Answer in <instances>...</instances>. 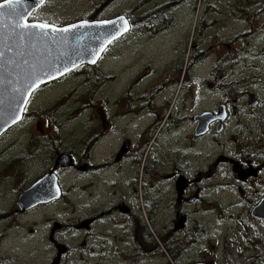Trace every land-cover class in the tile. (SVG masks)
<instances>
[{
	"label": "rangeland",
	"instance_id": "rangeland-1",
	"mask_svg": "<svg viewBox=\"0 0 264 264\" xmlns=\"http://www.w3.org/2000/svg\"><path fill=\"white\" fill-rule=\"evenodd\" d=\"M259 1L264 0H193L178 4L176 0H53L52 9L59 14L54 16V22L82 20L88 13H98L101 18L128 14L136 27L132 29L131 25V31L123 35L126 38L108 49L90 71L80 69L44 87L32 98L23 122L13 128V133L9 130L0 138V209L8 210L11 201L12 157L14 207L20 191L53 165L52 154L75 153L87 132L105 134L95 153L110 155L123 131L98 132L97 127L105 124L100 123V115L106 123L117 115L116 123L119 114L116 101L130 85H135L133 92L137 94L143 89L166 85L174 74L167 73L170 68L182 65L184 69L192 56L195 63L201 62L199 68L211 74L220 76L224 71L211 68L228 66L236 77L248 80L249 92L264 94V6H255ZM240 4L250 7L243 12ZM163 7L167 18L158 27L162 31L154 33L157 28L148 21V15ZM198 27L201 30L196 33ZM138 77L143 79L136 82ZM196 80L192 87L194 100L205 99L201 105L211 108L217 100L213 99L214 90L201 87ZM125 118L117 124L121 125ZM109 141L113 142L112 147ZM176 154H162V164L156 167L162 173L173 172L174 166L169 168V163ZM113 172L116 173V168ZM78 174L69 171L65 175L68 200L55 206L58 211L42 208L23 216L13 214V221L38 223L17 225L25 232L32 231V235L14 236L13 244L23 246L19 249L22 254L13 253L19 262L47 264L50 260L46 223L55 220L72 225L77 218L92 215L97 207L99 211H109L110 173ZM17 184L19 191L15 190ZM146 193L141 191L144 199ZM77 195L82 197L81 208ZM93 195L98 199L91 202L89 198ZM239 196L232 190L211 191L203 200L188 206V221L176 229L177 225H172L175 214L167 204L172 198L163 194L160 210L137 213L140 225H110L109 217L105 223L100 221L93 230L97 237L87 240L82 258L78 247L84 238L68 236L62 229L57 239L73 248L63 264H264V225H253L242 207L246 199H253ZM117 217L120 218L114 216ZM182 231L186 236L181 235ZM93 242L94 255L90 251ZM166 243L172 245L171 252ZM36 248L39 250L34 254Z\"/></svg>",
	"mask_w": 264,
	"mask_h": 264
},
{
	"label": "flooded vegetation",
	"instance_id": "flooded-vegetation-1",
	"mask_svg": "<svg viewBox=\"0 0 264 264\" xmlns=\"http://www.w3.org/2000/svg\"><path fill=\"white\" fill-rule=\"evenodd\" d=\"M35 1L39 2V0ZM40 1V6L30 12L28 22L64 27L83 20L98 22L115 18V16L101 18L98 13H88L82 20L54 22V16L58 17L59 14L57 10L52 9L53 0ZM98 5L100 6L101 3ZM121 15L125 16L130 24V16ZM162 21L158 18L154 22L153 26L157 28L154 33L162 31L158 28ZM200 30L198 27L196 33ZM124 38L126 37L122 36L111 42L103 55ZM200 64L201 62L195 63L192 56L184 69L182 65L170 68L167 73L170 75L173 72L174 74L166 82L167 86L160 84L152 90L143 89L137 94L133 92L135 85L132 84L131 88L119 95L120 98L116 101L119 109L117 122L126 117L121 122L122 124L118 125L114 122L117 115L109 123H106L103 115H100V123L104 121L105 124L104 127L102 125L97 127L98 132L106 129L110 134H119L116 132L118 130L123 131V135L119 134L118 145L110 155L104 157L95 153L100 140L105 137V134L99 135L96 131L86 133L75 148V153L59 151L52 154L53 165L47 167L27 188L45 176L51 175L60 191L55 199L47 202H43L44 198L39 201L33 200L37 202L28 208L22 206L23 204L20 205L17 199L13 207L12 157L10 163L11 201L8 210L3 212L0 209V264H27L19 262L13 255V253L19 255L23 252L19 250L23 246L13 244L14 236L16 234L27 236L28 233L32 235V231L25 232L24 229H18V227L38 223L13 221V214L23 216L42 208L58 211V207L55 206L60 203L65 204L68 200L63 180L69 171L79 173L78 175H96V173L105 172L109 175L110 173L111 190L107 197L109 211H99L97 207L92 215L79 217L72 225L62 221L58 223L55 220L46 223V234L50 242L48 244L52 252L47 264H53L55 261L57 264H63L66 257L73 251L70 244L65 245L57 239L60 230L63 229L68 236L84 238L78 247L82 258L86 254L83 248L86 247L87 240H94L97 237L93 230L100 221L105 223V218L109 217L111 218L110 225H140L141 218L137 213L142 211L154 213L160 210L163 194L166 193L170 195V199L172 198L167 202L170 211L175 214L172 225H177L179 217L185 216L188 221L189 217L186 214L188 206L203 200V196L209 195L211 191L221 190L227 192L232 190L243 198H252L253 201L246 199L242 202V207L253 225H264V220L251 215L253 208L264 200V94L249 92L246 88L248 80L236 77V72L228 71L230 70L228 66L211 68V70L216 68V71H224L219 76L217 73L211 74L209 70L199 68ZM92 68L87 65L81 66L35 90L26 105L20 123L23 122L32 98L43 91L44 87L71 76L80 69L90 71ZM142 79L138 77L136 82ZM194 79H197L196 82H199L201 87L214 90L213 99L217 100L211 108L210 105H201L205 99L194 100L192 88ZM202 95L203 93L198 98ZM110 96L112 98V89ZM147 119H149L148 124L145 123ZM17 125L10 128L12 133ZM130 127L135 129L128 130ZM112 143L109 141L108 145L112 147ZM164 146L166 147L163 148ZM172 152L177 153L169 163V168L173 165L174 170L162 173L156 166L162 164V154H172ZM62 155L69 156V166L64 167L56 163ZM114 168H116V173L113 172ZM17 189L19 191L18 184L15 190ZM25 189L20 191L19 196ZM141 191H147L146 199L143 198ZM178 193H182L180 197L177 196ZM81 199L82 197L77 195L76 200L80 208L82 207ZM97 199L98 197L94 195L89 198L91 202ZM138 200L140 205L137 203ZM116 215L120 218L115 219ZM142 229L146 233L145 225ZM181 235L186 236L184 231ZM91 247L90 251L94 255V242ZM87 248L89 249L90 245ZM61 249L64 250L63 253L60 252ZM38 250L36 248L34 254Z\"/></svg>",
	"mask_w": 264,
	"mask_h": 264
},
{
	"label": "water",
	"instance_id": "water-1",
	"mask_svg": "<svg viewBox=\"0 0 264 264\" xmlns=\"http://www.w3.org/2000/svg\"><path fill=\"white\" fill-rule=\"evenodd\" d=\"M39 2L24 0L19 6L24 13L19 20L21 25L37 24L27 18L40 6ZM125 21L124 17H117L64 27L49 25L45 35L39 29L15 28L17 19L5 16L0 22V136L21 121L24 108L38 87L81 66H94L107 46L129 31L128 22L127 30L124 28ZM68 160V156L62 155L56 163L65 167L70 164ZM56 184L51 175L45 176L20 195L19 204L28 208L37 202L33 200L44 198L43 202H47L57 198L60 191ZM252 216L264 220V200L253 209ZM178 222L181 225L185 217Z\"/></svg>",
	"mask_w": 264,
	"mask_h": 264
},
{
	"label": "snow or ice",
	"instance_id": "snow-or-ice-1",
	"mask_svg": "<svg viewBox=\"0 0 264 264\" xmlns=\"http://www.w3.org/2000/svg\"><path fill=\"white\" fill-rule=\"evenodd\" d=\"M24 4V0H2L0 2V22H2L5 16L15 17L17 19L15 28L24 29H39L45 35H47V30L49 29V25L45 23H37V24H29L25 22L23 25L20 24L19 20L22 18L24 13L19 10V6ZM124 28L127 30V22H124ZM64 31H68V29H64Z\"/></svg>",
	"mask_w": 264,
	"mask_h": 264
},
{
	"label": "trees",
	"instance_id": "trees-1",
	"mask_svg": "<svg viewBox=\"0 0 264 264\" xmlns=\"http://www.w3.org/2000/svg\"><path fill=\"white\" fill-rule=\"evenodd\" d=\"M183 1H193V0H176L177 4L178 3H181ZM209 2V0H204V2ZM260 2V3H259ZM257 4H255V6H264V1H259ZM254 5V3H252V6ZM210 7V5H208ZM246 7H250V6H245V5H242L240 4V9L244 12L246 9ZM211 14V13H210ZM130 19H131V25H132V29L134 28L135 29V23L134 20L132 19V16L130 15ZM158 18L162 19V20H165L167 17L164 16V7L163 8H159V9H156L154 12L150 13L148 15V21L149 22H152L151 24L154 25V22L158 20ZM196 53L198 54L199 53V50L196 51ZM167 249H168V252H171L173 250L172 248V245L171 244H167L166 245ZM171 254V253H170ZM171 256L175 259L176 256L171 254Z\"/></svg>",
	"mask_w": 264,
	"mask_h": 264
},
{
	"label": "bare ground",
	"instance_id": "bare-ground-1",
	"mask_svg": "<svg viewBox=\"0 0 264 264\" xmlns=\"http://www.w3.org/2000/svg\"><path fill=\"white\" fill-rule=\"evenodd\" d=\"M173 12V11H172Z\"/></svg>",
	"mask_w": 264,
	"mask_h": 264
}]
</instances>
